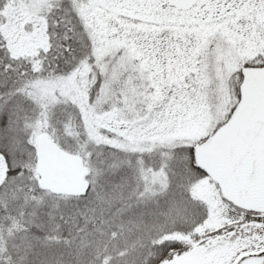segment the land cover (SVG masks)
Here are the masks:
<instances>
[{"label": "snow or ice", "instance_id": "snow-or-ice-1", "mask_svg": "<svg viewBox=\"0 0 264 264\" xmlns=\"http://www.w3.org/2000/svg\"><path fill=\"white\" fill-rule=\"evenodd\" d=\"M0 264H264V0H0Z\"/></svg>", "mask_w": 264, "mask_h": 264}]
</instances>
